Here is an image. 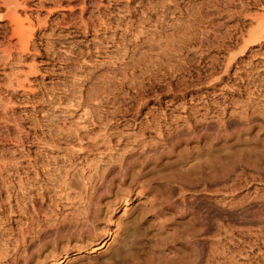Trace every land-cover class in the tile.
<instances>
[{
  "label": "rangeland",
  "instance_id": "374dc122",
  "mask_svg": "<svg viewBox=\"0 0 264 264\" xmlns=\"http://www.w3.org/2000/svg\"><path fill=\"white\" fill-rule=\"evenodd\" d=\"M4 1L0 47L13 39L9 26H3L8 21ZM24 5L19 13L37 27L30 51L0 63L3 264L13 258L14 264H59L64 256L69 257L61 264H148L152 255L173 254L162 245L168 231L201 226H193L199 204L218 208L223 221L211 227L221 221L231 232L211 229L188 236L190 264L206 263L213 240L246 234L261 235L264 264V156L251 158L246 171L254 179L248 186L227 188L211 175L208 187L201 183L188 187L184 196L174 193L168 205L175 210L167 214L159 212L160 180L148 183L150 176L142 175L148 157L154 161L145 171L177 164L182 153L194 155L185 166L190 168L212 145L239 149L264 139V37L257 33L264 25V0H25ZM34 63L37 72L28 75L25 89L8 85L9 76L20 73L24 79ZM108 108L117 111L109 116V126L120 122L128 138L112 142V150L92 149L86 140L58 134L59 127L84 130L80 116L85 111ZM163 114L171 116L168 123L180 120L167 144L132 150L131 142L147 126L166 122ZM186 116L190 125L181 122ZM105 125L99 124L96 134L104 133ZM150 130L144 138L154 142L158 127ZM179 134L187 138L183 143H176ZM110 152L122 156L123 165L109 167L102 184L89 189L87 177L99 174L96 167H104ZM132 160L136 165L130 169ZM239 173L237 167L231 178ZM223 197L240 204L223 205L217 201ZM245 210L252 212L250 218L242 215ZM75 216L83 219L75 222ZM135 228L138 233L132 234ZM108 233L113 234L108 245L87 253Z\"/></svg>",
  "mask_w": 264,
  "mask_h": 264
},
{
  "label": "bare ground",
  "instance_id": "6f19581e",
  "mask_svg": "<svg viewBox=\"0 0 264 264\" xmlns=\"http://www.w3.org/2000/svg\"><path fill=\"white\" fill-rule=\"evenodd\" d=\"M25 0L18 1V0H5L4 3L6 4L7 9V16L8 21L3 24V26H9L12 32V38L10 39L8 44L5 46L0 47V63L2 64H10L12 61H14L17 58L22 59L27 52L30 51L31 42L34 36V33L36 31V24L31 19L29 15H26L25 17L22 16L21 13L18 11L19 6H25L24 5ZM76 31L81 30V26L75 25ZM85 32L88 31L89 25H85ZM92 29L96 30L97 32L98 27L96 24H93L91 26ZM105 28H107L105 26ZM260 32L259 37H264V25L263 23H260L257 29V33ZM113 42V41H112ZM113 45V44H112ZM109 45V46H112ZM36 64H32L30 66V71L25 74V78H20V73H15L12 76H9L7 81L8 85L10 87L18 86L21 89H25V82L28 81V75L36 73L37 70L35 69ZM135 71H132L131 74L133 75ZM122 83V82H121ZM104 88H107V86H104ZM104 104L107 106L110 105V100H104ZM79 104H81L79 102ZM102 104V105H104ZM264 109V107H262ZM117 111H112L110 108L106 110H101L97 114H90L88 111H85L83 115L80 117L83 118L85 121L83 128L84 130H80V128L77 129H71V128H65V127H59V135H64L68 138L77 137L80 139V141H87V145L89 148L92 149H99V148H105L112 150L113 144L116 140V142H123L124 140H127V135H125L124 131L119 130L120 122L116 125L109 126L110 117H114V114ZM198 109L195 111V113H198ZM214 112L215 111H211ZM108 118H110L108 120ZM158 118V117H157ZM161 120L166 121L164 124L161 122L158 123H152V126H147L145 130L142 131L141 138L135 139L131 143H133V148L136 146H140L141 148H144L145 146L155 145L160 146L161 144H167L166 141L169 139L170 131L173 129H178L180 126L179 118L177 120L171 119V121L168 123L167 121L171 118V116H167L166 114H163L161 117ZM185 119L182 120V124L186 123L187 125H190V122L188 120V117H184ZM126 119V118H124ZM153 120L155 119L152 118ZM168 119V120H167ZM183 119V117L181 118ZM105 122L106 125L104 127L105 132L101 134H96L99 132H96V128L99 127V124ZM155 124V125H154ZM114 126V127H112ZM158 127V134L157 139L153 141H148L146 138V133L150 132L152 128ZM100 135L101 139L97 140V136L94 135ZM145 137V138H144ZM148 137V136H147ZM187 139L186 137L182 136L181 134L178 135V139L176 140V143H183L184 140ZM264 139L256 138L254 141L253 146L246 145L244 148L240 147L239 149H233V147H217L216 145H212L208 147L207 149H204L201 151L198 155V161L195 163L192 167L188 168L185 167L188 164V157H193L194 155H188V153H182L179 161L177 164H162L161 169H158L156 171H151L150 169L145 171V168L148 167V165L154 161L152 157L146 158L142 164L146 165L142 171V175L144 177L150 176L148 179V183L156 180H160L161 184V190L158 191L159 195L162 196L160 198L159 204L161 205V208H159L160 214H167L165 211L169 210V212H172L175 210L172 206L168 205V202L170 201L172 195L174 193H178L181 195H185L184 193L188 191V187H197L198 184H204L205 187H208V181L207 178L213 175L214 177L219 178L218 182L221 183L224 187L227 188H233L238 189L242 188L244 186H248L250 182L254 179V177L247 173V169H249L251 166L250 161L251 158L254 157L253 160L261 159V157L264 156ZM249 144V143H248ZM175 146L169 147V152L174 151ZM106 156L108 157L107 163L104 165L103 168L96 167V170L98 171V175H89L87 177V181L89 183V189L95 188L98 184H102L103 180L106 177V171L114 169L118 166H122L123 157L120 156L119 158H115V155L113 152L107 153ZM230 164V167H229ZM136 165V160H132L130 162V165L128 166L130 169L134 168ZM239 168L240 172L236 175L235 178H231V172L234 171V169ZM242 174V175H241ZM66 180V179H65ZM87 184V183H86ZM174 184V185H173ZM61 186V185H60ZM92 195V192H89ZM259 196V192H256V196ZM43 198V196H42ZM248 197H245L247 199ZM42 201V200H41ZM91 203V200H89ZM219 203L231 206V205H238L240 204L239 201H237L235 198L228 200L226 197L219 198L217 200ZM188 205L184 204L185 210L187 209ZM153 210V208H152ZM242 215L245 217L250 218L249 216L252 215V212L249 210H245L242 212ZM75 222H78L82 220L83 218L79 216L72 217ZM222 216L221 211L216 207H206L205 205L199 204L198 205V217L194 216L193 220L196 221L194 223V227L196 224H200L199 228L194 229V231L188 230V224L184 225L180 229H176L172 232L168 231L167 237L162 241V245L164 246L165 250H169V252L173 253L172 255L165 254L161 257H156L154 255L151 256V260L148 264H190L191 261L188 259V236H196L197 234L201 233L203 230L210 231L213 229L216 233H221L223 230L226 233H230L231 230L223 223H221ZM171 217L167 218V221H169ZM217 219H221L218 225H215L214 227H211L212 222H214ZM201 221L205 222V227L202 226ZM167 226V223L164 221L163 228ZM192 226V227H193ZM198 226V225H197ZM147 231V229H145ZM40 233V230H37L34 234L35 236ZM138 229L135 228L132 230V234H137ZM108 233L103 237L100 242L97 243V245L90 247L89 250H87V253H92L97 251V249L108 245L110 239H112L113 234ZM34 236V237H35ZM226 240L225 242H223ZM128 247L131 248V245L125 244ZM175 245H181V249H175ZM21 247V242L18 238L14 240V248L16 249L15 256L19 255V248ZM122 247H119L116 251V254L121 253ZM190 253H193L194 250L192 248L189 249ZM80 256H83L84 253H77ZM69 256H64L65 259H60L59 264L64 263L67 261ZM241 259H244V261H240ZM14 260L10 262V264H14L17 260V258H13ZM261 261H263L262 258V239L261 235H249L246 234V236H238V237H223L222 239L213 240L211 244L210 252L207 253L206 263L205 264H262ZM6 262V261H5ZM2 261V258L0 257V264L5 263Z\"/></svg>",
  "mask_w": 264,
  "mask_h": 264
}]
</instances>
